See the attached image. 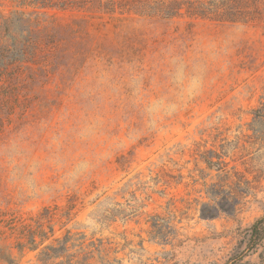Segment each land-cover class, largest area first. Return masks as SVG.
Returning a JSON list of instances; mask_svg holds the SVG:
<instances>
[{"label": "rangeland", "instance_id": "374dc122", "mask_svg": "<svg viewBox=\"0 0 264 264\" xmlns=\"http://www.w3.org/2000/svg\"><path fill=\"white\" fill-rule=\"evenodd\" d=\"M28 3L0 0V264H224L264 211V19ZM76 18L83 55L40 36Z\"/></svg>", "mask_w": 264, "mask_h": 264}, {"label": "trees", "instance_id": "16d2710c", "mask_svg": "<svg viewBox=\"0 0 264 264\" xmlns=\"http://www.w3.org/2000/svg\"><path fill=\"white\" fill-rule=\"evenodd\" d=\"M28 4L37 5L40 9L75 7L92 13L101 12L109 15L118 12L121 15H137L153 21H170L180 16L181 11L189 16L230 23L264 19V0H29ZM20 14L22 15L23 12ZM114 19L122 21L127 18ZM24 22L31 23L26 19ZM86 24L87 20L84 18L72 19L65 24L52 20L43 27L40 36L47 37L49 31L53 32L55 38L64 40L67 48L83 55L90 43ZM23 47L21 46V50L17 51L22 58L27 54ZM5 65L0 59V80L7 74ZM208 164L213 163L209 161ZM202 216L205 215L202 213ZM224 264H264V211L248 227L239 231L237 241Z\"/></svg>", "mask_w": 264, "mask_h": 264}]
</instances>
